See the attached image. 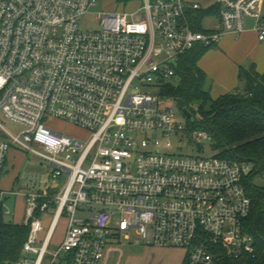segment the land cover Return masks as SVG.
Here are the masks:
<instances>
[{
	"label": "built area",
	"instance_id": "2783aa9c",
	"mask_svg": "<svg viewBox=\"0 0 264 264\" xmlns=\"http://www.w3.org/2000/svg\"><path fill=\"white\" fill-rule=\"evenodd\" d=\"M96 1L0 0V112L23 128L13 135L0 122V178L13 146L40 158L50 174L21 188L29 234L15 264H105L118 235L129 242L138 236L137 245L184 249L185 264L256 259L245 226L254 165L217 153L175 155L170 141L161 152L159 136L187 128L160 103L180 59L197 46H217L229 34L240 38L248 20L264 45V0H216L207 9L201 3L210 0H143L133 13L92 17ZM197 11L215 15V27L196 30L191 14ZM52 119L89 138L49 127ZM193 137L209 141L203 132ZM6 195L0 188L3 207ZM63 217L69 224L57 246Z\"/></svg>",
	"mask_w": 264,
	"mask_h": 264
},
{
	"label": "trees",
	"instance_id": "16d2710c",
	"mask_svg": "<svg viewBox=\"0 0 264 264\" xmlns=\"http://www.w3.org/2000/svg\"><path fill=\"white\" fill-rule=\"evenodd\" d=\"M209 15L210 11L191 14L194 28L202 31L203 21ZM214 47L197 46L184 55L176 69L175 83L165 86L162 96L185 102L192 115L187 117V130L192 136L196 132L206 133L219 157L254 165L255 172L247 182L252 211L245 226L255 238L257 258L225 256L218 264H264V186L254 183L257 177L264 178V75L255 68L241 70L245 92L235 91L213 99L205 90L207 76L198 63ZM256 91L260 98L257 102L253 100ZM28 234L26 227L5 220L4 207L0 205V264H15L19 260Z\"/></svg>",
	"mask_w": 264,
	"mask_h": 264
},
{
	"label": "rangeland",
	"instance_id": "374dc122",
	"mask_svg": "<svg viewBox=\"0 0 264 264\" xmlns=\"http://www.w3.org/2000/svg\"><path fill=\"white\" fill-rule=\"evenodd\" d=\"M216 0H210L202 2L201 4L205 9L215 4ZM143 6V0L126 1V0H97L96 4L90 9L91 16L96 17L99 13H133L138 11ZM211 18H205L203 21V29L209 30L214 28L217 24V18L215 15ZM89 24H85L84 28H89ZM212 50L221 51V48L214 47ZM231 52H226V55H230ZM223 55V53H221ZM224 63V61H223ZM235 91L241 93L245 92V82L240 80ZM233 91V92H235ZM160 105L167 108H172L176 112V122L181 127L188 126L187 116H185L180 109L176 100L168 98ZM0 122L4 128L13 135H19L23 128L8 119H6L0 112ZM48 126L59 131L66 133L72 137L85 140L89 138V133L70 123L63 120L52 119L47 122ZM188 129V128H187ZM186 129L185 132H179L169 139L160 137L161 152L166 150L167 142L172 144V150L175 155L185 157H212L216 154L213 150L210 141L197 140ZM1 137L4 135L0 134ZM39 178L45 180L50 178L48 173L47 164L42 162L37 156L24 151L20 147H11L8 157L5 172L0 178V188L2 191L12 193L19 192L18 195H9L4 200L5 220L9 223L22 225L26 218V199L24 197L25 189L23 185L30 178ZM66 182V178L58 182H53V190L57 187H61ZM254 183L258 186H264V178L257 177ZM54 211H49L48 215L44 217L45 231L42 236L45 235L48 230ZM120 218H116L113 222V226H116ZM69 221L66 217H63L56 229L54 238V245L60 246L63 238L66 235ZM119 236V235H118ZM111 237L110 248H114V252L111 254L108 264H184V260L187 255V251L184 249L171 248V247H158L149 246L141 243L136 244L138 236L134 235L132 241H126L123 237Z\"/></svg>",
	"mask_w": 264,
	"mask_h": 264
},
{
	"label": "crops",
	"instance_id": "0c3cea01",
	"mask_svg": "<svg viewBox=\"0 0 264 264\" xmlns=\"http://www.w3.org/2000/svg\"><path fill=\"white\" fill-rule=\"evenodd\" d=\"M216 47L221 48L223 52L214 51L211 48L198 63V66L207 76L205 90L210 93L213 99L216 100L236 90L238 82L241 80V70L250 71L255 68L258 73L264 75V45L258 41L252 20H248L247 31L240 38L232 34L226 35ZM226 52L231 53L227 56ZM5 193L7 194L6 197H9V195H14L15 192ZM113 252L114 248L111 247L105 264L109 263Z\"/></svg>",
	"mask_w": 264,
	"mask_h": 264
},
{
	"label": "water",
	"instance_id": "95a60500",
	"mask_svg": "<svg viewBox=\"0 0 264 264\" xmlns=\"http://www.w3.org/2000/svg\"><path fill=\"white\" fill-rule=\"evenodd\" d=\"M253 100L256 101V102L260 100L259 94H258L257 91L254 93ZM178 105H179L180 109L182 110V112H183V114L185 116H187L188 118H191L192 117V115L187 110L186 105H185V102L183 100H178Z\"/></svg>",
	"mask_w": 264,
	"mask_h": 264
}]
</instances>
